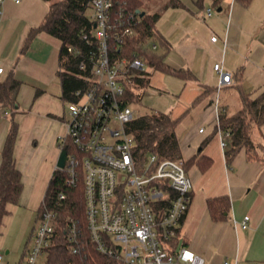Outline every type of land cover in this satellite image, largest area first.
I'll return each mask as SVG.
<instances>
[{
	"label": "crops",
	"instance_id": "1",
	"mask_svg": "<svg viewBox=\"0 0 264 264\" xmlns=\"http://www.w3.org/2000/svg\"><path fill=\"white\" fill-rule=\"evenodd\" d=\"M181 1V7L162 10L156 23L158 36L148 45L156 44L155 50L149 49L167 66L184 73L148 68L152 74L147 88L166 100L159 111L179 119L176 133L182 160L194 158L187 165L192 200L180 228L181 238L206 264L216 259L221 264H264V157L250 158L242 147L227 162L222 133L216 127L221 111L233 115L242 108L245 96L264 93V3ZM164 2L152 1L147 10H160ZM208 8H212L210 15ZM48 10L45 0L0 4V64L4 67L0 79L13 76L22 82L15 107L0 105V167L13 119L18 123L14 159L23 182L19 202L8 204L9 212L0 221L4 264L24 262L39 207L57 168L60 137L67 128L59 75L61 41L46 31L30 36ZM215 63H222L232 74L221 87ZM256 129L252 137L264 147V124ZM205 158L210 163L202 168ZM223 195L229 197L230 210L216 221L207 201ZM245 215L250 216L249 225L242 228ZM9 224L15 226L13 235H9ZM12 255L19 260L11 262Z\"/></svg>",
	"mask_w": 264,
	"mask_h": 264
},
{
	"label": "built area",
	"instance_id": "2",
	"mask_svg": "<svg viewBox=\"0 0 264 264\" xmlns=\"http://www.w3.org/2000/svg\"><path fill=\"white\" fill-rule=\"evenodd\" d=\"M91 9L92 27L81 35L86 47L67 48L79 58L77 75L85 84L74 91V99L65 101L67 128L60 137L61 150L68 142L72 146L65 167L60 168L66 173L65 183L76 186L81 180L83 184L90 242L123 264H206L180 234L192 200V181L184 161L154 152L142 161L134 155L136 141L128 124L137 115L124 93L148 65L135 53L125 54V46L136 35L140 18L117 7L115 0H91ZM211 13L208 8L207 14ZM211 39L216 41L217 36ZM151 47L156 49V44ZM214 69L220 87L230 82L232 74L222 63H215ZM3 72L0 64V75ZM219 131L225 148L229 132ZM66 196L59 192L58 201ZM249 219L244 216L242 228L248 227ZM56 229V209H43L23 264H42ZM78 232L76 224L70 223L67 237L73 252L79 249ZM3 258L0 252V264Z\"/></svg>",
	"mask_w": 264,
	"mask_h": 264
},
{
	"label": "trees",
	"instance_id": "3",
	"mask_svg": "<svg viewBox=\"0 0 264 264\" xmlns=\"http://www.w3.org/2000/svg\"><path fill=\"white\" fill-rule=\"evenodd\" d=\"M49 2V10L40 25L31 29L30 36L39 31H46L61 41L59 52V75L62 84V98L64 101L74 99V91L83 86L85 81L77 75L79 58L68 51V46L75 48L86 47L81 35L92 27L91 0H45ZM155 0H115L117 7L124 8L127 12H133L139 16L140 21L136 26L137 33L127 39L125 54L133 53L142 57L149 69H161L168 72L183 74L167 66L160 55L152 52L145 44L158 36L156 23L161 12L169 7H181V0H165L160 10L148 11V3ZM223 0H214L219 5ZM248 5L251 0H238ZM139 10V13H137ZM141 13H143L141 15ZM182 72V73H181ZM152 71L145 70L141 76L134 79L125 87L124 98L127 104L142 101L145 90L150 85ZM191 74V73H189ZM22 82L9 76L0 79V105L14 108ZM179 119H174L168 112L149 110L135 117L129 124L128 130L134 135L136 146L134 155L139 161L145 159L147 153H157L162 158L182 159V150L176 133ZM264 124V93L255 98L245 96L242 108L233 115H227L224 111L219 114L217 130L221 129L226 136L225 155L230 163L238 151L244 147L249 157L253 155L255 143L252 139L253 126L261 127ZM18 134V123L12 119L11 127L2 152V164L0 167V221L9 212L8 204L19 202L22 190V174L16 167L14 159V146ZM209 140L207 137L202 145ZM65 148L70 151L72 146L68 142ZM194 158L184 161L187 165ZM200 161V160H199ZM198 161V162H199ZM201 162V161H200ZM199 162V163H200ZM210 159L205 158L200 163L206 168ZM66 173L56 168L47 185L43 201L39 207L38 215L45 208L56 209L57 229L53 245L48 249L47 257L42 264H123L122 262L102 254L95 245L90 242V234L87 228L85 206L83 199V184L69 186L65 183ZM67 194L64 200L58 201L59 192ZM208 209L213 220H221L230 210L228 196L211 197L207 201ZM37 215V216H38ZM74 222L79 230L77 252H73L68 241L67 233L69 224Z\"/></svg>",
	"mask_w": 264,
	"mask_h": 264
},
{
	"label": "rangeland",
	"instance_id": "4",
	"mask_svg": "<svg viewBox=\"0 0 264 264\" xmlns=\"http://www.w3.org/2000/svg\"><path fill=\"white\" fill-rule=\"evenodd\" d=\"M259 1L264 3V0H259ZM91 11H92V9H90V13H91ZM145 46H147L148 48H151V50H155L151 46L148 45V42L145 44ZM59 88H61V87H60V83L58 82L56 90L59 91ZM166 104H167V102H166L165 99L160 98L159 94H155L154 91L149 88V89H147L144 92L143 97H142V101L132 103V106H133V108L135 110V114L137 116H139V115H142V114L146 113L149 110H161L162 108H165ZM230 108H231L230 111L232 112L233 111V107L231 106ZM64 116H65V118H68V112L67 111L65 112ZM40 123H42V122H40ZM256 127L257 126H253L252 133L254 132V130H257ZM252 139H253V137H252ZM253 143H255L254 149L256 148V150H254V152H253V155L255 157H259V158L264 157V147L261 144H257L259 142H255L254 139H253ZM17 218L18 217H16L15 220ZM36 221H37V218H36ZM14 228H15V226H13V224L12 225L9 224V229H8L9 235H13L14 234V232H13ZM32 229L30 228V230H32ZM28 242H29L28 243V245H29L31 240L29 239ZM44 259L45 258H42L40 260V262L43 263ZM15 260H19V259H17V257H14V255H12L11 262H14ZM213 264H221L220 259H216V261Z\"/></svg>",
	"mask_w": 264,
	"mask_h": 264
},
{
	"label": "water",
	"instance_id": "5",
	"mask_svg": "<svg viewBox=\"0 0 264 264\" xmlns=\"http://www.w3.org/2000/svg\"><path fill=\"white\" fill-rule=\"evenodd\" d=\"M137 13H139V10H137ZM143 13H141L142 15ZM68 158V155H67V149L66 148H63L61 151H60V154H59V157H58V161L56 163V166L57 168H64L65 167V164H66V160ZM179 248V247H178Z\"/></svg>",
	"mask_w": 264,
	"mask_h": 264
}]
</instances>
